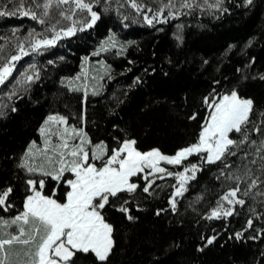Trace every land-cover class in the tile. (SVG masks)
Here are the masks:
<instances>
[{"label":"snow or ice","instance_id":"snow-or-ice-1","mask_svg":"<svg viewBox=\"0 0 264 264\" xmlns=\"http://www.w3.org/2000/svg\"><path fill=\"white\" fill-rule=\"evenodd\" d=\"M197 10L215 16L232 7L226 0H0V16L29 17L39 25L23 32L15 25L0 36V117L17 112L19 104L13 101L25 103L54 72L66 92L82 93L78 108L50 111L43 119L37 129L42 143L33 138L19 155L4 156L15 170L0 180V264H79L82 255L91 257L92 264H111L118 244L117 217L139 221L136 210L145 209V201L161 198L166 203L155 208L157 216L178 213L193 195L188 207L205 205L197 224L222 222L219 231L213 228L211 235H201L199 249L224 233L236 241L259 242V258L253 264H264V105L240 91L241 81L264 80L255 56L236 65L240 75L235 83L223 73L213 80L214 87L187 116L198 125L197 134L172 151L159 145L143 147L127 125L115 120L109 121L103 139L88 129L89 94L99 95L101 81L114 74L107 60L97 61L103 75L92 74L90 56H125L129 45L139 48L137 41L123 40L110 28L83 57L80 72L59 76L57 66L66 59L57 55L59 45L79 39L78 33L90 34L105 13L115 11L121 21L155 26ZM182 28L178 25L173 33L180 43ZM253 39L246 43L251 45ZM236 47L230 44L222 59ZM165 59L172 63L170 57ZM129 63L136 61L129 58ZM142 71L157 69L145 66ZM142 82L136 75L127 88ZM113 97L118 106L120 96ZM208 174L215 191L201 185L200 192L192 193L193 185H200ZM234 221L239 227H232Z\"/></svg>","mask_w":264,"mask_h":264},{"label":"trees","instance_id":"trees-1","mask_svg":"<svg viewBox=\"0 0 264 264\" xmlns=\"http://www.w3.org/2000/svg\"><path fill=\"white\" fill-rule=\"evenodd\" d=\"M226 2L231 4L230 12L214 16L197 10L192 15L169 18V22L155 26L133 20L121 21L115 11L105 13L90 34L78 33L79 39L73 38L70 43L59 45L57 55L66 57L57 66L59 76H67L81 71L83 57L93 52L109 34L110 28L121 39L135 40L139 44V48L135 44L129 45L125 56L111 53L90 56L92 74L103 75L102 67L97 64L99 60H107L114 69L112 79L105 76L101 81L103 90L100 94H89L90 133L105 138L104 129L109 127V121L115 120L122 126L127 125L139 137L143 147L159 145L162 150L172 151L178 145L190 142L197 134L198 125L187 116L199 106L201 97L214 87L213 80L220 79L221 73L235 83L240 75L235 72L236 65L246 62L250 56L257 58L256 69L264 72V0H254L250 7L233 0ZM125 23L127 27L123 26ZM15 25L21 26V32L28 27H39L29 17L0 16V36L9 33ZM178 25H183L182 43L173 35ZM250 37L254 39L248 45L246 42ZM0 43L4 41L0 39ZM230 44L237 47L224 60L222 54ZM241 47L246 55L240 52ZM153 51L157 53L155 56ZM165 57H170L172 63ZM129 58L136 63H129ZM27 59L25 57L21 63ZM145 66L155 67L157 71L144 73ZM125 67L131 71H125ZM136 75H141L143 82L129 90L127 85ZM240 91L254 97L258 105H264V80L241 81ZM33 93L26 97L25 103L13 101L19 104L17 112L0 117V180L15 170V165L4 156L19 155L33 138L41 142L37 129L47 114L57 110L67 113L78 108L82 95L81 92H66L58 83L55 72L44 86L33 89ZM113 93L120 96L118 106ZM109 108H116V111L109 112ZM210 175H206L200 185L194 184L192 193L200 192L201 185L215 191ZM206 199L214 200V196ZM194 200L195 195L185 199L178 213L159 216L155 214V208L164 206L166 201L163 198L145 201L148 206L136 210L139 221L117 217L118 244L111 264H253L258 260L259 242L236 241L224 233L211 245L205 243L203 250L199 249L197 245L203 243L201 235H211L213 228L219 231L222 222L201 220L197 224L199 209L205 205L188 207ZM232 227H239V224L234 221ZM79 264H92V259L82 255Z\"/></svg>","mask_w":264,"mask_h":264},{"label":"rangeland","instance_id":"rangeland-1","mask_svg":"<svg viewBox=\"0 0 264 264\" xmlns=\"http://www.w3.org/2000/svg\"><path fill=\"white\" fill-rule=\"evenodd\" d=\"M0 100H4V97L3 96H0ZM41 143H42V140H41Z\"/></svg>","mask_w":264,"mask_h":264}]
</instances>
